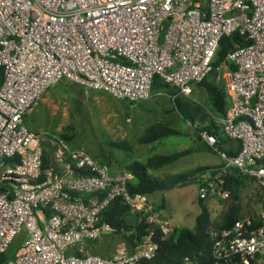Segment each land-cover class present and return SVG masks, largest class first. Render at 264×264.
Returning a JSON list of instances; mask_svg holds the SVG:
<instances>
[{
	"label": "built area",
	"instance_id": "1",
	"mask_svg": "<svg viewBox=\"0 0 264 264\" xmlns=\"http://www.w3.org/2000/svg\"><path fill=\"white\" fill-rule=\"evenodd\" d=\"M234 32L245 42L225 56L234 69L215 68L228 106L225 115H210L240 148L235 155L220 152L214 135L198 132L221 162L199 174L197 194L227 200L232 169L257 183L255 210L206 233L214 264H264V0H0V254L26 229L6 264H148L158 236L176 237L181 226L148 195L128 191V171L110 173L55 133L28 129L24 117L62 79L135 102L150 97L158 75L192 99V85L211 71L221 37ZM44 141L54 146L45 168ZM114 200L136 215L128 235L147 225L139 242L121 239L109 258L83 248L66 255L86 239L114 232L101 222Z\"/></svg>",
	"mask_w": 264,
	"mask_h": 264
},
{
	"label": "rangeland",
	"instance_id": "2",
	"mask_svg": "<svg viewBox=\"0 0 264 264\" xmlns=\"http://www.w3.org/2000/svg\"><path fill=\"white\" fill-rule=\"evenodd\" d=\"M75 84L62 80L49 87L47 90L48 103L41 104L40 101L32 109V111L35 110L27 118V121H31L32 124L28 125L37 131L53 132L60 138L61 135H64L70 138L64 140L65 142L68 141L69 147L84 149L99 160L110 159V165L101 164L110 173L124 171L125 165L134 160L144 162L147 156L152 153L149 150V154L140 156L147 148L146 145H141L145 147L139 148L140 145L137 142V138L150 124L166 120L173 122L172 126L182 132L189 130L186 122L178 117L173 97L168 92L152 93L149 98L130 103L108 96L105 92L96 95L90 89L84 91L86 92L85 97L83 91ZM195 90L199 91L198 88ZM203 99H205L204 93ZM111 123H114V127L118 125L112 133L109 130ZM121 138H124L130 147L118 146L117 143ZM165 139L168 140V147L174 144L168 148L171 149L170 151L176 150L183 144L193 145L188 137H182L181 134ZM169 150L165 152L168 153ZM220 162L219 153L204 150L193 152L173 163L157 169H150L148 172L154 177L162 178L167 174H175L190 169L198 163L215 166ZM197 189V181L187 182L168 190L156 191L149 194L148 197L156 206L164 201V207L161 209L163 215L170 218L178 226L192 229L195 225L196 216L200 213ZM260 192V187L255 181L245 180L237 197L230 196L224 201L207 200L206 205L210 211L209 226L218 225L227 204L231 201L239 204L240 215L246 214L249 210H255ZM25 237L26 229L22 228L11 242L10 249L19 248ZM120 240L121 237L112 233L103 234L100 238L86 239L82 243L76 244L73 249H67L65 254L81 255L78 249L83 248L85 253L109 258L114 245Z\"/></svg>",
	"mask_w": 264,
	"mask_h": 264
},
{
	"label": "trees",
	"instance_id": "3",
	"mask_svg": "<svg viewBox=\"0 0 264 264\" xmlns=\"http://www.w3.org/2000/svg\"><path fill=\"white\" fill-rule=\"evenodd\" d=\"M242 37L234 32L228 36H222L219 42V46L216 49L214 58L212 59V69L206 75V77L197 85L202 87L206 99L203 104L187 99L184 96L177 95L168 83H166L161 77L155 75L151 84L152 93L159 94L160 92H168L173 96L174 107L185 120L195 125L194 131L198 135L201 129L207 130L210 134L216 137L217 146L220 152L225 151L227 154L235 155L239 151L240 144L235 141V148L226 149L231 141L223 135L220 126H218L213 120L210 114L215 116L225 115L226 108L228 106L227 96L224 87L221 82L216 79L217 66L222 65L226 71H232L234 65L225 61V56L235 44H244ZM2 81V69L0 68V83ZM132 103V102H130ZM179 131L170 126L169 121H157L149 126L141 133L137 138V142L140 144H147L153 142L156 139L178 134ZM61 138L66 141L70 139L64 135ZM68 142V141H67ZM234 142V141H233ZM118 146L130 147L126 140L119 141ZM206 148L207 150L217 153L210 147L203 145L200 142L197 148ZM197 148H186L177 150L166 154H153L149 156L144 162L131 161L125 166L126 171L131 174V178L127 181V189L131 194H152L156 191H164L171 189L175 186L183 185L187 182L197 181V176L214 166L200 165L192 169L181 171L175 174H167L162 178L152 176L148 171L150 169L159 168L163 165L173 163L178 158L183 157ZM54 146L49 141L43 142L42 153V167L45 168L52 164ZM100 164L109 165L110 159L99 160L96 156H93ZM264 162V161H263ZM216 166V165H215ZM246 178L240 177L236 174V171L232 169L227 178V187L231 190V195L237 197L240 189L242 188ZM200 205V213L196 216L195 225L191 228L181 227L177 231V235L171 239L156 238L159 243L158 251L153 260L148 264H178L184 259L197 261L198 264H214V259L210 254V241L208 239L206 229L210 224V211L206 205V202L198 199ZM165 202L161 201L156 207L162 209ZM240 206L235 201H231L227 204L226 210L221 216V221L217 226H230L234 220L240 217ZM136 215L130 213L128 207L120 204L118 200H114L108 206V208L102 212L101 222L109 224L114 232L112 234L121 237L126 240L130 245L137 244L142 235L146 233L147 225L140 223L136 225V234H127V231L133 227L135 223ZM18 249V248H17ZM11 250L10 245L0 254V264H6L17 250Z\"/></svg>",
	"mask_w": 264,
	"mask_h": 264
},
{
	"label": "crops",
	"instance_id": "4",
	"mask_svg": "<svg viewBox=\"0 0 264 264\" xmlns=\"http://www.w3.org/2000/svg\"><path fill=\"white\" fill-rule=\"evenodd\" d=\"M62 80H66V79H62ZM62 80H60V81H62ZM59 81V82H60ZM67 81H69V80H67ZM71 82V81H70ZM74 83V82H73ZM79 89H81L82 91H83V95L86 97V92H84V91H86V89H88V88H86V87H84V86H81V85H79V84H75ZM196 88H198V90L199 91H196L195 89ZM49 89V88H48ZM47 89V90H48ZM45 91L44 92V94L42 95V97H41V104H46V103H48V100H49V97H48V91ZM92 92H94L96 95H98L99 93H104L103 91H100V90H94V89H90ZM163 92H160L159 94H162ZM203 93H204V96H205V99H206V94H205V92H204V90H203V88L202 87H200V86H198L197 84H193L192 85V91H191V98L192 99H190V100H193V101H195V102H199V103H201V104H203V102H205V99H203ZM108 96H110L109 94H107ZM56 100H57V103L59 102L58 101V98L56 97ZM121 101H124V100H121ZM84 102V101H83ZM37 109V108H36ZM35 110V109H34ZM33 110V111H34ZM32 110L29 112V113H27L26 115H25V117H24V123H25V125L27 126V127H29L30 129H32V130H36L37 131V129H33V128H31V126L30 125H28V124H32V122L31 121H27V118H29L28 117V115L29 114H31L32 112H33ZM175 111L177 112V115H178V117H181L180 116V114L178 113V111L175 109ZM182 118V117H181ZM183 119V118H182ZM184 120V119H183ZM185 121V120H184ZM170 122V121H169ZM186 122V124H187V126L189 127V130L187 131V132H182V131H180V130H178V129H176V128H174L173 126H172V123L170 122V126L172 127V128H174V129H176V130H178L179 131V133L178 134H181V136L182 137H184V136H186V137H188L189 139H190V141L193 143V145H188V144H183V145H180L176 150H173V151H170L168 148H171L173 145H171V147L169 146L168 147V140L167 139H165V138H167V137H170V136H167V137H163V138H160V139H156V140H154L153 142H150V143H147V144H140V143H138V145H140L139 146V148H141V147H145V146H141V145H146V148H147V150L145 149V151L144 152H142L141 154H140V156H146L147 154H149V150H150V152H152V153H150V155H148L147 156V158L149 157V156H151V155H153V154H166V152L165 151H170V152H168V153H171V152H174V151H177V150H182V149H186V148H191V147H193V148H197V146H198V144L200 143V142H202L200 139H199V137H198V135L196 134V132L194 131V127H195V125H192L191 123H189L188 121H185ZM121 125V124H120ZM116 127H114V123H111L110 124V127H109V130H111L110 132L112 133V132H114L115 130H116V128H117V126L118 125H115ZM109 132V133H110ZM110 133V134H111ZM178 134H174V135H178ZM112 135V134H111ZM141 135V134H140ZM171 136H173V135H171ZM124 138H121V140L120 141H122ZM125 140V139H124ZM234 141V140H233ZM233 141H231L227 146H225L226 147V149H224V150H228V149H234L235 148V141L233 142ZM236 142H238V141H236ZM203 145H205L204 144V142H203ZM207 146V145H206ZM208 147V146H207ZM166 149H168V150H166ZM209 151V150H207L206 148H204L203 147V149L202 148H197V149H195L194 151H192L191 153H193V152H200V151ZM157 151H159L160 153H158ZM191 153H189V154H191ZM189 154H187V155H189ZM187 155H185V156H187ZM146 158V159H147ZM181 158V157H180ZM180 158H178V159H180ZM177 159V160H178ZM176 160V161H177ZM175 162V161H174ZM128 164V163H127ZM126 164V165H127ZM207 164V163H206ZM110 165V164H109ZM112 165V164H111ZM125 165V166H126ZM200 165H205V164H203V163H198L197 165H195L194 167H196V166H200ZM164 166V165H163ZM162 167V166H161ZM194 167H192V168H194ZM192 168H190V169H192ZM155 169H157V168H155ZM124 170H126V169H124ZM186 170H189V169H185V170H183V171H186ZM121 172H123V171H121ZM116 173H120V171H114L113 172V174H116ZM197 184H198V181H199V175L197 176ZM149 196V195H148Z\"/></svg>",
	"mask_w": 264,
	"mask_h": 264
},
{
	"label": "clouds",
	"instance_id": "5",
	"mask_svg": "<svg viewBox=\"0 0 264 264\" xmlns=\"http://www.w3.org/2000/svg\"><path fill=\"white\" fill-rule=\"evenodd\" d=\"M133 103V102H132ZM205 144V143H204ZM206 145V144H205ZM198 180V179H197ZM198 185V184H197ZM199 199V198H198ZM206 202V201H205ZM154 204V203H153ZM155 205V204H154Z\"/></svg>",
	"mask_w": 264,
	"mask_h": 264
}]
</instances>
